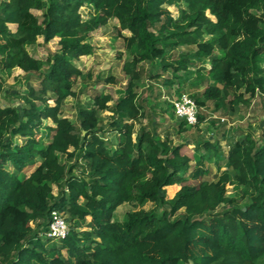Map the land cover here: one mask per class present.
Masks as SVG:
<instances>
[{
	"label": "trees",
	"instance_id": "1",
	"mask_svg": "<svg viewBox=\"0 0 264 264\" xmlns=\"http://www.w3.org/2000/svg\"><path fill=\"white\" fill-rule=\"evenodd\" d=\"M177 1L0 0V91L6 85L3 74L16 66L41 71L43 61L30 54L27 44L39 35L46 41L59 36L60 43L43 70L42 94L31 86V99L41 105H0V264H264V128L262 144L248 131L235 139L228 168L216 179L206 178L205 160H215L219 140L204 142L206 150L195 155L197 164L190 170L193 158L181 144L160 141L151 128L135 130L143 114L135 89L137 62L160 57L165 68L189 66L184 57L168 60L164 45L193 43L198 56H209L211 82L194 97L201 106L207 100L217 108L235 106L248 101L246 93L264 94V0H185L181 18L165 6ZM86 3L94 7L87 20L80 11ZM35 8L45 9L43 19ZM113 16L120 31H131L123 34L126 46L136 45L139 53L123 64L130 79L111 108L112 128L120 135L111 149L99 124V109L114 99L110 92L97 95L93 106L79 107V127L63 114L62 103L75 93L74 83L83 74L73 58L94 51L92 31ZM157 25L159 32L152 29ZM45 118L55 123L47 125L53 130L48 143L41 134ZM203 118L200 112L199 123ZM5 132L20 134L25 142L14 143ZM74 151L85 161L83 174L60 159V153ZM176 182L180 189L167 197L166 186ZM228 183L247 186L248 198L228 194ZM129 201L166 207L162 212L136 209L125 220L114 219L117 207ZM182 206L185 213L171 218ZM54 209L70 219L69 232L60 239L42 235Z\"/></svg>",
	"mask_w": 264,
	"mask_h": 264
},
{
	"label": "rangeland",
	"instance_id": "2",
	"mask_svg": "<svg viewBox=\"0 0 264 264\" xmlns=\"http://www.w3.org/2000/svg\"><path fill=\"white\" fill-rule=\"evenodd\" d=\"M187 5L185 0L165 3V6L171 10L176 18L183 16V11L187 10ZM44 10L33 9L40 19H43ZM252 10L258 14L261 13L258 8ZM80 11L83 19L87 20L93 16L94 7L86 3L81 6ZM119 24L118 18L113 16L106 24L92 31L89 40L95 45L94 51L73 58V62L83 70V74L74 83L75 93L68 95L62 103L63 114L69 116L79 127V107L93 106L97 95L110 92L114 99L109 101L108 108L99 109V124L102 126L100 133L105 136L111 149L118 145L120 138V135L112 128L114 115L111 108L115 100L124 93L130 79V75L124 71L123 64L126 60L134 59L136 54L139 53L136 45L126 46L123 34L131 33V31L129 29L120 31ZM262 25H264V22H262ZM9 26L12 30L17 28L15 23H11ZM152 29L156 32L160 31L159 25L153 26ZM205 37L210 38V35L206 34ZM163 44H165V41H163ZM164 46L165 56L168 60L172 61L184 57L189 62V66L187 69L178 71L170 66L165 68L160 57L146 58L137 62L140 76L135 81V89L138 92L137 97L142 106L143 114L138 120H135V130L137 132L143 128H151L155 130L160 141L165 139L172 145L181 144V151L193 158L190 170L197 164L195 155L206 150L204 142L208 139L219 140V151L217 150V155H215L216 161L214 159L205 160V165L210 167V172L206 175V178L216 179L223 170L228 168V149L236 138L243 137L245 132L248 131L258 140L259 144H262L264 94L259 90H256L254 95L246 93L245 96L248 101L240 102L235 106L228 103L227 106L220 108L215 106L214 100H207L206 105L201 109L204 118L200 123L196 125L182 123L181 119L176 117L172 100L183 93H188L193 97H201V92L211 82L208 74L211 61L209 56H203L202 58L198 56L196 54L197 45L193 43ZM26 48L31 55L43 61L41 71L27 72L14 69L10 75L3 74L6 85L5 89L0 91V105L13 104L20 108L26 107L32 102L41 105V100L34 97L31 99V96H33L30 94L31 86L35 94H42L39 89L42 73L44 69L46 70L50 66L52 53L60 50L59 37L46 41L42 36L36 42L27 44ZM215 52H218L217 49H215ZM260 65L264 66L263 58L260 60ZM111 75L116 79L110 81L108 77ZM47 94L49 96L48 102L54 104V93L48 91ZM44 121L46 127L42 129L41 134L43 142L48 143L52 139L53 130L47 125L55 123L52 118H45ZM136 132L133 133L134 138ZM7 135L11 137L14 143L25 142L24 137L20 134L9 132ZM70 150H73V147ZM41 159L39 156L37 164L40 163ZM60 159L67 166L75 164L73 172L78 174H83L86 169L85 161L78 151H74V155L60 153ZM6 165L13 170L10 161ZM181 185V183L176 182L166 186L167 197H173ZM227 188L228 194L232 196L245 195V200L249 196L250 189L245 185L228 183ZM53 190L54 192L58 190L55 183L53 184ZM83 200L81 198V201ZM165 207L166 204H155L152 201H148L141 206L131 201L124 202L115 210L114 219L125 220L129 212L136 209L149 210L154 208L158 212H162ZM185 211L186 206H182L175 214L171 215V218L180 216ZM65 215L69 221L68 213L66 212ZM188 264H193V261Z\"/></svg>",
	"mask_w": 264,
	"mask_h": 264
},
{
	"label": "built area",
	"instance_id": "3",
	"mask_svg": "<svg viewBox=\"0 0 264 264\" xmlns=\"http://www.w3.org/2000/svg\"><path fill=\"white\" fill-rule=\"evenodd\" d=\"M173 108L176 117L185 120L189 125L199 123V114L203 106H201L196 98L188 93H183L173 100ZM70 229L67 216L62 210L54 209L52 211V220L46 231L42 232L45 237L60 239L65 237Z\"/></svg>",
	"mask_w": 264,
	"mask_h": 264
},
{
	"label": "crops",
	"instance_id": "4",
	"mask_svg": "<svg viewBox=\"0 0 264 264\" xmlns=\"http://www.w3.org/2000/svg\"><path fill=\"white\" fill-rule=\"evenodd\" d=\"M12 23H13V22H12ZM9 24H11V23H9ZM130 34H131V33L124 34V35H130ZM42 36L44 37V35H39V36H38V39H39V37H42ZM56 37H57V36H56ZM58 37H59V36H58ZM38 39H37V40H38ZM52 39H53V38H52ZM210 67H211V66H210ZM14 69H21V70H24V69H22V68L19 67V66L14 67L13 70H14ZM13 70H12V72H13ZM24 71H25V70H24Z\"/></svg>",
	"mask_w": 264,
	"mask_h": 264
}]
</instances>
